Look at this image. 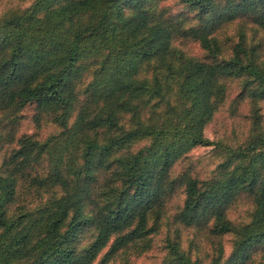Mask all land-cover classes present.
I'll use <instances>...</instances> for the list:
<instances>
[{
    "label": "trees",
    "instance_id": "1",
    "mask_svg": "<svg viewBox=\"0 0 264 264\" xmlns=\"http://www.w3.org/2000/svg\"><path fill=\"white\" fill-rule=\"evenodd\" d=\"M184 1L199 21L186 33L209 52L218 48L214 32L225 22L246 17L264 29V0ZM173 24L141 0H33L0 16V108L16 114L34 103L36 121L52 116L61 128L44 141L28 134L16 140L15 128L0 131V156L16 142L0 158V264H95L108 247L96 263L106 264L119 249L148 239L157 226L151 217L179 187L185 200L176 221L200 229L213 222V234L235 236L231 254L211 264H249L264 248L261 115L255 112L252 132L238 146L205 134L227 78L243 79L235 102L264 101V64L243 41L221 62L186 55L172 44ZM153 59L151 77L141 78ZM92 65L81 99L77 81ZM212 144L225 157L213 178L199 180L189 170L170 177L179 159ZM105 171L111 178L99 193ZM20 180L58 193L36 207L14 209ZM241 192L253 198L254 210L237 226L226 210ZM88 228L91 240L79 248ZM168 249L163 264H200L176 242Z\"/></svg>",
    "mask_w": 264,
    "mask_h": 264
},
{
    "label": "rangeland",
    "instance_id": "2",
    "mask_svg": "<svg viewBox=\"0 0 264 264\" xmlns=\"http://www.w3.org/2000/svg\"><path fill=\"white\" fill-rule=\"evenodd\" d=\"M33 0H0V16L14 10H22L28 7ZM142 6L148 8L154 14L162 15L163 18L174 22L173 46L181 49L186 55L206 60L218 61L228 59L234 51L236 44L243 41L246 46L254 48L257 58L264 64V29H261L246 17H238L225 22L214 32L217 38L218 48L212 52L204 49L201 43L192 34H187L189 28L198 25V11L191 8L184 0H141ZM127 11H132L131 5L126 6ZM155 59L140 72V77H151L155 69ZM93 66L83 73L82 78L77 81L79 97L84 98V92L88 81L91 78ZM226 95L217 106L212 118L205 126V134L214 142L230 146H238L245 143L251 132L255 121V114L261 115L264 123V101L252 103L249 98L235 102L243 86L242 78L226 79ZM36 105L29 103L16 114L9 110L0 108V131L9 133L14 131L17 140L24 134L33 135L37 140L44 141L49 136L60 132V126L54 122L52 116H44L40 121L34 119ZM13 109V108H12ZM11 110V108H10ZM256 112V113H255ZM19 117L18 124L15 125L13 118ZM126 126L127 118L122 120ZM16 142L8 143L1 151L2 159L14 147ZM145 142L133 146L139 149ZM222 149L214 144L207 146H197L179 159L170 170V177L175 179L181 172L189 170L191 174L199 180L213 178L222 162L224 161ZM37 171L44 170V164L36 168ZM111 178V171L99 174L96 187L100 193L105 183ZM58 191L53 188H38L28 186L24 181H19L18 196L13 204L14 209L33 208L45 202L52 194ZM185 192L183 187H179L175 192L167 195L166 201L161 207V212L151 217V224L155 223L154 232L147 240H141L130 244L113 253L106 264H163L168 254V242L173 241L180 245L192 259L200 264H211L212 260L221 256L227 258L233 249L235 236L227 233L215 235L211 232L213 222L205 228H197L192 225H185L175 220L176 213L183 206ZM254 210L253 198L247 192L239 193L228 205L227 217L237 226L247 223L251 219ZM91 229H86L77 242V246L82 248L91 240ZM108 247L104 249L97 261L98 263L106 254ZM249 264H264V248L255 250Z\"/></svg>",
    "mask_w": 264,
    "mask_h": 264
}]
</instances>
